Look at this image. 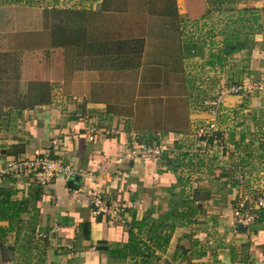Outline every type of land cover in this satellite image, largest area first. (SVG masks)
<instances>
[{
  "label": "crops",
  "instance_id": "obj_1",
  "mask_svg": "<svg viewBox=\"0 0 264 264\" xmlns=\"http://www.w3.org/2000/svg\"><path fill=\"white\" fill-rule=\"evenodd\" d=\"M175 4L179 25L206 19L210 8L208 0ZM81 38L75 46L74 77L55 81L53 76L39 83L30 95H19L18 100L28 101L19 102L20 107L1 105L0 264H264V213L251 211L259 219L240 227L235 202L251 192L242 185L231 188L228 182L247 174L243 168L232 171V165H245L248 171L255 169L252 179L264 188V90L251 97H226L216 118L210 108L206 114L188 115V105L178 127L152 126L142 119L152 115L146 108L157 99L148 93L153 83L145 65L149 43ZM262 42L253 45L257 55L251 67L257 80L264 81ZM191 50L187 53L195 52ZM180 68L184 79L185 68ZM47 83L65 94L42 91ZM232 112L249 122L220 130L234 133L230 141L237 152L249 148L255 156L218 159L202 149L193 156L181 152L190 148L193 122H215L219 130L216 121L221 116L228 120ZM54 140L60 142L55 158L70 171L66 179L59 177L42 190L30 176L5 173L10 161L45 150ZM142 144L169 151L156 158L132 154ZM185 171L191 174L185 177ZM216 176L231 188L226 194L211 186L209 178ZM193 177L200 180L197 188L191 184ZM226 186L219 189L226 192ZM97 199L112 210H123L122 220L99 213L93 204Z\"/></svg>",
  "mask_w": 264,
  "mask_h": 264
},
{
  "label": "rangeland",
  "instance_id": "obj_2",
  "mask_svg": "<svg viewBox=\"0 0 264 264\" xmlns=\"http://www.w3.org/2000/svg\"><path fill=\"white\" fill-rule=\"evenodd\" d=\"M208 2L210 8L206 19L192 23L183 21L179 25L175 0H0V111L1 105L20 107L19 102L25 103L27 100H18L19 95H23V92L31 94L38 88L39 83L41 85L54 78L53 76H56L55 81L74 77L75 46L81 36L84 41L96 40L99 43L103 39L128 41L137 38L138 41L142 39L149 43L145 65L148 69L147 79L153 83L148 93L157 96V99L152 101V108H146L152 115L146 114L142 119L152 126L178 127L181 117L186 118L184 114L188 105V115L191 112L206 114L212 107L211 103L219 99L220 94L233 84L252 82L264 87V81L257 80L256 69L251 67V61L257 55V47L253 45L256 42L264 43V0ZM187 42L195 47H182ZM242 46L245 47L238 50ZM188 48L195 52L188 54ZM260 49L264 51V47ZM205 50H208L207 61ZM211 54L216 55L213 60ZM54 61L57 66L59 63L60 65L56 67ZM166 63L170 65L168 68L157 66ZM180 67L185 68L184 79L181 78L183 74L180 73ZM174 70L179 73L176 74ZM46 86L42 91L65 94L59 87L53 88L48 83ZM38 102L40 101L30 100L31 104ZM221 117L216 121L221 124L218 132L221 145L204 148L201 143L197 144L195 128L208 124L197 120L193 122L189 133L191 138L189 137L187 144L190 148L181 152L191 156L209 152L211 155L216 154L218 159L227 158L229 155L241 157V154L244 158L255 156L249 148L243 149L244 152H237L230 141L235 140L234 133L220 130L227 124L233 130L237 123L241 125V120L248 123L249 119L235 115L234 112L228 115L229 119L226 121ZM151 134L152 138L156 135L155 132ZM232 135L234 138L230 137ZM182 140L187 141L186 137ZM187 150L189 151L186 152ZM168 151L169 149L162 151L159 157H163V153ZM175 156L173 154L171 159L174 160ZM184 160L185 157H182L181 165ZM254 166L257 167L256 164ZM247 167L232 165V171L239 172L243 168L242 172L247 174L240 173L237 179L228 182L231 188L242 185L248 192H258L262 182L257 178L252 179L256 171L253 168L248 171ZM232 171L227 172L228 176ZM183 173L185 177L191 174L189 171ZM209 180L220 195L231 189L218 176ZM199 181L193 177L192 186L199 187ZM224 186L226 192L219 189ZM261 191L260 189L259 192ZM195 216L200 219L198 213Z\"/></svg>",
  "mask_w": 264,
  "mask_h": 264
},
{
  "label": "built area",
  "instance_id": "obj_3",
  "mask_svg": "<svg viewBox=\"0 0 264 264\" xmlns=\"http://www.w3.org/2000/svg\"><path fill=\"white\" fill-rule=\"evenodd\" d=\"M263 90L264 87H259L252 82L233 84L228 90H225L220 94L219 99L211 103V114H220L224 98H226L227 95L235 97H251L258 94L257 92L261 93ZM218 132L219 130L215 122L208 123L207 125H199L195 128L197 144L199 145L201 143L204 148H207L208 146L210 147V145L211 148H214L213 145L215 144L221 145L222 142L220 141ZM102 134H105V131H102ZM59 147L60 142L54 140L45 150L36 149L30 157L10 161L7 164L5 173L15 178L30 176L34 183H36V185L42 190H47L55 184L59 177L66 179L70 172L68 169L63 168L59 160L55 158ZM162 151L163 149L157 146L142 144L132 152V154L146 156L147 158H156L162 154ZM259 191H252L251 193L243 194L237 199L234 216L237 224H240L242 227H248L259 219V214L255 212L253 214L251 211L264 213V188L261 192ZM93 204L99 213L112 215L114 219L119 221L122 220L123 210H112L106 206L101 199L95 200Z\"/></svg>",
  "mask_w": 264,
  "mask_h": 264
},
{
  "label": "trees",
  "instance_id": "obj_4",
  "mask_svg": "<svg viewBox=\"0 0 264 264\" xmlns=\"http://www.w3.org/2000/svg\"><path fill=\"white\" fill-rule=\"evenodd\" d=\"M245 46H242V47H239L238 48V50H241V49H243ZM87 227H88V225H87ZM88 229V228H87Z\"/></svg>",
  "mask_w": 264,
  "mask_h": 264
},
{
  "label": "water",
  "instance_id": "obj_5",
  "mask_svg": "<svg viewBox=\"0 0 264 264\" xmlns=\"http://www.w3.org/2000/svg\"><path fill=\"white\" fill-rule=\"evenodd\" d=\"M241 227V225H239Z\"/></svg>",
  "mask_w": 264,
  "mask_h": 264
}]
</instances>
